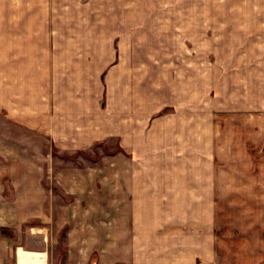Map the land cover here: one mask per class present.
<instances>
[{
  "label": "rangeland",
  "instance_id": "374dc122",
  "mask_svg": "<svg viewBox=\"0 0 264 264\" xmlns=\"http://www.w3.org/2000/svg\"><path fill=\"white\" fill-rule=\"evenodd\" d=\"M51 1L47 32L0 39V175L40 176L51 200L79 210L44 232L54 253L63 259L70 229L86 227L107 169L128 174L129 160H144L153 174L155 159H180L224 169L228 221L254 223L238 241L245 264H264V0ZM46 93L57 97L49 115L89 114L98 139L74 127L79 136L54 142L41 124Z\"/></svg>",
  "mask_w": 264,
  "mask_h": 264
},
{
  "label": "crops",
  "instance_id": "0c3cea01",
  "mask_svg": "<svg viewBox=\"0 0 264 264\" xmlns=\"http://www.w3.org/2000/svg\"><path fill=\"white\" fill-rule=\"evenodd\" d=\"M51 3V0H0V39L40 37L49 27ZM47 64H51L49 59ZM24 97L15 98L16 105L22 104ZM50 97L47 93L41 97V124L43 129L49 128L54 142L65 141L60 131L68 137L79 136L82 131L83 142L98 139V132L91 131L95 118L89 114L68 117L55 108L49 115L47 103L57 98ZM74 127L76 130L80 127L81 131H72ZM106 128V133L112 134V118L106 120ZM137 134L138 146L141 136ZM75 149L77 153L82 148ZM128 164L132 167L128 174L124 170L115 174L113 168L107 169L104 198L97 191H90L88 223L84 228L70 229L68 239L62 244L69 248L63 259L60 251L54 253L52 249L59 248L58 242L56 245L46 240L44 232L49 227L66 229L73 217L81 214L79 210H66L59 197L51 200L49 191L40 185L43 182L40 176L0 175V264H245L251 261V252L243 250L238 241L255 236L250 232L254 223L242 224L234 216L232 222L228 221L225 204L235 192L234 187L227 186L222 167L211 163L199 171L191 160L155 159L156 169L150 174L146 165L151 164L144 160L132 159ZM58 203L62 210L55 213ZM50 206L53 212L49 211ZM23 231L30 243L21 239Z\"/></svg>",
  "mask_w": 264,
  "mask_h": 264
},
{
  "label": "bare ground",
  "instance_id": "6f19581e",
  "mask_svg": "<svg viewBox=\"0 0 264 264\" xmlns=\"http://www.w3.org/2000/svg\"><path fill=\"white\" fill-rule=\"evenodd\" d=\"M23 258V257H22Z\"/></svg>",
  "mask_w": 264,
  "mask_h": 264
}]
</instances>
